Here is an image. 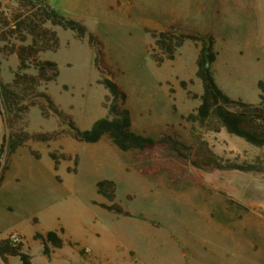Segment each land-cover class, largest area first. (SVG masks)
I'll return each instance as SVG.
<instances>
[{"label": "rangeland", "instance_id": "rangeland-1", "mask_svg": "<svg viewBox=\"0 0 264 264\" xmlns=\"http://www.w3.org/2000/svg\"><path fill=\"white\" fill-rule=\"evenodd\" d=\"M46 2L81 21L103 42L105 62L127 94L133 130L154 137L170 132L196 147L204 140L222 163H255L258 168L198 169L163 149L139 158L105 136L96 143L76 141L68 133L46 142L28 140L9 157L0 183V238L21 233L32 264H264V146L187 121L184 116L195 109V95L201 92L195 76L198 46L185 41L173 60L157 65L150 56L156 51L153 39L144 31L176 25L216 34L217 81L229 96L257 102L255 79L264 82V65L260 61L257 70L254 55L264 50V0ZM11 4L0 0V7ZM50 27L58 34V47L40 58L55 61L58 75L38 89L86 128L106 114L107 91L97 82L93 50L86 37ZM0 57L1 78L9 82L17 58ZM180 80L186 81L184 87ZM26 117L29 132L67 129L57 115L44 117L35 105ZM7 130L0 119V145ZM196 147L192 155L202 152ZM102 179L116 183L115 201L127 215L99 206L109 203L97 192ZM48 230L58 231L64 246L52 247L46 256L33 234ZM8 261L21 264L17 257Z\"/></svg>", "mask_w": 264, "mask_h": 264}, {"label": "trees", "instance_id": "trees-1", "mask_svg": "<svg viewBox=\"0 0 264 264\" xmlns=\"http://www.w3.org/2000/svg\"><path fill=\"white\" fill-rule=\"evenodd\" d=\"M48 5L46 0H12L10 6L0 7V56L15 55L18 61L11 81L3 82L0 57V119L8 129L0 145V183L9 157L18 147L25 145L28 140L46 142L63 133H68L73 139L83 143H96L105 136L119 150L132 151L139 158L144 157L140 153L144 155L163 149L176 153L179 158L189 161L198 169H236L245 172L257 170L255 163H222L204 140L196 147L192 144L186 145L170 132L154 137L133 130L130 111L126 107L127 94L114 80V71L105 62L103 42L81 21L53 7L47 9ZM47 23L72 31L78 39L86 37L93 50V66L99 74L97 82L107 91L103 102L106 114L94 119L86 128L79 127L71 114L60 109L47 92L38 89L42 83L53 81L58 75L55 61L40 58L41 53L55 51L58 47V34ZM144 31L153 39L156 51L150 56L157 65H161L165 60H173L177 49L185 41H191L198 46L195 76L200 80L201 92L195 95L199 100L195 109L184 116L187 121L196 123L206 131L217 133L224 130L251 145L264 146V82H257V102L233 98L220 88L211 68L217 55L216 38L212 32L202 34L176 25L162 30L144 27ZM206 62H209L208 67ZM29 68H33L35 72H28ZM179 83L182 87L186 85L184 80ZM34 105L39 107L44 117L51 113L57 115L60 122L67 125V129L43 133L27 131L26 115ZM195 147L202 152L192 155ZM30 153L36 158L39 157V153L32 148ZM50 156L55 159V152H51ZM57 165L55 161V169ZM140 171L146 172V169ZM96 186L97 192L109 202L100 203L99 206L115 214H128V211L115 201L114 181L102 179ZM62 231L60 228L59 232ZM59 232L48 230L45 233L37 231L33 234V238L40 241L42 252L46 256H49L52 247L60 248L63 245ZM11 236L12 234H9L0 238L2 262L10 264L9 257H17L21 264H32L31 255L24 251L23 236L17 235V241ZM79 253H82V250Z\"/></svg>", "mask_w": 264, "mask_h": 264}, {"label": "crops", "instance_id": "crops-1", "mask_svg": "<svg viewBox=\"0 0 264 264\" xmlns=\"http://www.w3.org/2000/svg\"><path fill=\"white\" fill-rule=\"evenodd\" d=\"M214 34V33H213ZM214 36H215V38H216V41H215V45H216V42H217V35L216 34H214ZM257 46H259V44L257 45ZM215 49H216V47H215ZM216 51H217V49H216ZM217 56H218V51H217V55H216V58H215V61L212 63V66H211V68H212V71H213V74H214V77H215V80H216V82H217V84L220 86V88H222L223 89V87L219 84V82L217 81V79H216V70L218 69V67L220 66V64L218 65V62H217ZM254 60L256 61V62H258L257 63V66L255 67L257 70L260 68V66H261V64H260V61H262V66L264 65V50L262 51V54H258V53H255V55H254ZM256 80V85H257V82H258V80H262L261 78H257V79H255ZM224 90V89H223ZM225 91V90H224ZM226 92V91H225ZM227 93V92H226ZM13 234H17V235H21V236H23L21 233H19V232H14ZM61 236V235H60ZM62 238V237H61ZM23 240H24V236H23ZM63 240V239H62ZM64 246V241H63V245L60 247V248H62ZM59 249V248H58ZM79 256H80V254H79ZM81 257V256H80ZM80 260L82 261V262H85V258H80ZM91 261L92 260H87V263L88 264H91Z\"/></svg>", "mask_w": 264, "mask_h": 264}, {"label": "built area", "instance_id": "built-area-1", "mask_svg": "<svg viewBox=\"0 0 264 264\" xmlns=\"http://www.w3.org/2000/svg\"><path fill=\"white\" fill-rule=\"evenodd\" d=\"M12 239L14 240V241H17L18 240V236H17V234H12Z\"/></svg>", "mask_w": 264, "mask_h": 264}, {"label": "water", "instance_id": "water-1", "mask_svg": "<svg viewBox=\"0 0 264 264\" xmlns=\"http://www.w3.org/2000/svg\"><path fill=\"white\" fill-rule=\"evenodd\" d=\"M50 8H51V7L48 5V6H47V9H50ZM205 65H206V67H208V66H209V62H206Z\"/></svg>", "mask_w": 264, "mask_h": 264}]
</instances>
